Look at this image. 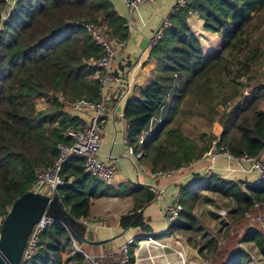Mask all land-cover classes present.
Listing matches in <instances>:
<instances>
[{
  "label": "trees",
  "instance_id": "16d2710c",
  "mask_svg": "<svg viewBox=\"0 0 264 264\" xmlns=\"http://www.w3.org/2000/svg\"><path fill=\"white\" fill-rule=\"evenodd\" d=\"M4 1L0 0V13L6 8ZM189 1L176 12L172 27L151 50L150 57L157 60L155 75L124 107L131 143L141 147L137 149L143 151L142 157L154 171L178 169L208 148L169 126L196 87L225 73L231 91L224 103L238 101L221 114L209 140L220 137V144L236 157L264 152V82H257L261 71L264 73V0ZM191 14L204 20L206 30L221 34L219 50L205 53L188 23ZM83 22L105 27L111 38L126 39L129 34L128 21L112 0H18L0 28V214L8 216L13 204L30 192L38 169L52 167L60 144L70 142L64 135L66 128L83 126L79 117L62 109L58 95L69 100L97 101L101 97L103 71L86 63L101 55V47ZM175 81L178 85L169 97ZM51 95L52 107L39 110L36 100ZM163 106L162 122L140 145L139 135ZM60 175L72 183L56 189L57 203L77 225L78 219L89 216L92 199L99 196H137L146 190L145 197L136 199V208L154 196L142 185L126 184L117 191L94 179L78 156L67 160ZM203 191L231 202L224 243H216L211 236L206 240L208 248L213 243L215 246L212 264H250L251 251L245 244H253L264 260V229L257 218L264 213V182L255 185L218 174L205 177L195 173L183 187L185 209L168 234L195 228L198 218L194 207ZM122 225L144 227V221L135 213L123 216ZM71 234L61 220L54 219L40 234L38 253L23 264H62L64 251L72 253L76 264H89L84 254L74 251ZM203 249L201 245L198 248L202 253ZM131 254L135 264L133 247Z\"/></svg>",
  "mask_w": 264,
  "mask_h": 264
},
{
  "label": "crops",
  "instance_id": "0c3cea01",
  "mask_svg": "<svg viewBox=\"0 0 264 264\" xmlns=\"http://www.w3.org/2000/svg\"><path fill=\"white\" fill-rule=\"evenodd\" d=\"M112 1L115 9L128 19V7L122 0ZM174 2L175 0H159L139 6L131 23L128 24L127 47L116 60V69L121 79L118 82H110L105 89L101 156L107 161L115 160L118 166L115 179L109 185L117 191H122L126 184L142 185L154 193L153 199L138 208L135 207L136 199L141 200L145 197L146 190L140 191L137 196L124 193L116 196L102 195L92 199L90 214L86 217L87 224L81 223L82 231H80L87 249L80 247L88 253H98L101 249L110 251L119 248L134 237L152 235L172 246L166 251L170 254L164 256L163 250L144 244L145 251L143 253H141L143 249L138 251L135 264H167L169 257L174 258V264H183L176 250L181 251L186 257V259L182 257L185 264H202V255L206 250L202 253L198 250L200 245L194 246V244L203 237V242L206 241L211 234L207 232L209 224L204 222L206 218L196 210H198L197 206L202 205V201H206L208 192H212L203 191L195 203L194 213L198 222L192 230H180L168 234L170 224L164 219L166 205L173 202L177 194L183 193V187L193 179L195 173L204 174L205 177L218 174L226 179L242 180L247 183H253L258 176L247 163L225 156L216 158L210 164L211 167L201 164L196 168L166 170L171 171V174L164 175L166 171H154L150 163L142 157L143 151L137 149L141 148L137 144H134L137 154L128 155V146L124 143L126 118L122 117L121 113L124 112L126 101L138 95L141 88L155 75L157 60L150 57L152 48L148 45L149 38L160 26ZM188 23L199 38L205 53L221 48V34L206 30L204 20L199 15L191 14ZM79 118L85 126L86 118ZM225 200L229 201L226 198ZM135 213L142 216L144 227L123 226L122 217ZM73 247L75 251V245ZM158 257L162 259L158 260ZM74 262L64 259L62 264H74Z\"/></svg>",
  "mask_w": 264,
  "mask_h": 264
},
{
  "label": "built area",
  "instance_id": "2783aa9c",
  "mask_svg": "<svg viewBox=\"0 0 264 264\" xmlns=\"http://www.w3.org/2000/svg\"><path fill=\"white\" fill-rule=\"evenodd\" d=\"M157 1L159 0H122V2L128 7V24L131 23L132 17L135 15L140 5L145 3H155ZM4 2L6 7L11 10L15 7L18 0H5ZM189 2V0H175L172 8L168 10L160 26L150 36L148 44L150 48L156 46L158 42L164 38L166 31L173 25V16L182 7L189 4ZM83 26L93 40L101 47V55L99 57H92L86 61L89 67L99 68L103 71L100 86L101 97L97 101L88 98L69 100L61 94L58 95V100L63 104V108L68 110L73 116L86 118V124L85 126L69 125L66 128L64 135L66 138L70 139V142L60 144V154L52 167L49 169H38L36 172V179L31 191L37 194L46 195L51 199L55 196L56 189L60 185H69L72 183V179L65 181L60 174L63 165L73 156H78L84 159V169L87 174L94 179L107 184H111L114 181L118 168L115 160L107 161L101 156L103 131L102 118L105 109V89L110 82H118L121 79L116 69V60L121 52L127 47L128 39L108 37L105 34V27L95 24L94 22H83ZM175 85H178L177 81H175L172 90L175 88ZM164 109L165 106L160 109L159 114L151 117L148 128L138 137L140 145L145 143L146 138L153 134L154 128L157 124L162 122V111ZM121 115L126 118L124 112H122ZM125 126L126 134L124 137V143L128 146V155H136V148L134 144L131 143L130 122L127 118ZM222 156L228 157L229 159H238L250 165L251 169L255 170L258 174L253 184L258 185L264 182V155L251 156L249 154H244L240 157H236L227 147L220 144V137L213 139L208 145V148L200 156L193 158L187 165L182 166L177 170L196 168L201 164H207L208 167L216 158ZM163 174L170 175L171 171H166ZM256 206L260 207L261 204L257 203ZM262 207L264 208V204ZM184 209L185 205L182 200V194L179 193L176 195L173 202L166 205L164 213L165 221L171 226L179 219ZM219 215L226 217L228 215L227 209H221ZM6 218V215L0 214V237ZM258 220L262 222V227L264 229V213L259 214ZM53 221L54 218L44 216L41 221L33 227L22 256L21 264L30 261L38 253L40 234L42 230ZM78 221L87 224L86 218H80ZM139 237L141 238L139 239ZM71 239L73 246L75 245V251L84 254L89 264H132L131 249L132 246L136 245V242V246L138 247L134 251L135 257L138 256V251L140 252L143 249V243L163 250L162 253L164 256L170 254L166 253V251L172 248L169 243L163 242L152 235H146L144 237H134L117 249L110 251L101 249L98 253H88L80 247L73 234H71ZM176 253L178 256H181L182 262L185 264V260L182 258L184 257L183 253L179 250H176ZM184 258L186 259V257ZM168 259L169 261L167 264H174V258L169 257ZM211 260V258L205 259L202 257V264H210L212 262Z\"/></svg>",
  "mask_w": 264,
  "mask_h": 264
},
{
  "label": "rangeland",
  "instance_id": "374dc122",
  "mask_svg": "<svg viewBox=\"0 0 264 264\" xmlns=\"http://www.w3.org/2000/svg\"><path fill=\"white\" fill-rule=\"evenodd\" d=\"M11 11L12 9L9 10V8L6 7L0 13V28H3L4 22L8 19ZM220 42L223 44L222 37L220 39ZM230 66H232V64ZM228 79V73H225L217 75L212 78V81H209L206 84H202L196 87L186 97L184 103L182 104L180 113L175 117L174 121L169 126V128H178L184 135L188 136L189 138H192V140L194 139L195 142H197L199 145L208 146L210 142L215 139L213 138L212 140H209L211 138V131L214 125L216 124L217 120L220 118L221 114L226 111V109H230L238 101V99H228L227 102L224 103L225 98L231 91V85L228 83ZM257 82H264L263 71H261ZM173 90L169 94V97L172 93H174ZM36 105L39 110H47L51 108L53 105V96L51 95V97L49 98H40L36 100ZM62 109L66 111L65 108L62 107ZM205 200L206 201H202V205L197 206L198 210L196 211L202 213L201 215L206 218L203 219L204 222H207L209 224L207 232L211 234V238H214L216 243L218 241H222V243H224L226 234L225 229L226 226L229 225V220L231 219L228 216L221 217L219 215V211L223 208H230L231 202L225 200V198L221 197L218 194L209 192ZM44 210L46 212V215L51 216L52 218H65V214L57 206L44 205ZM220 217L222 218L221 220ZM251 217L253 218L254 216ZM252 222H256L255 217ZM79 230L82 231V228H79ZM28 235L29 234H27V236ZM203 238L199 239L200 242L199 240H196L194 246H203V252L206 250L204 255L207 256L208 259H210L215 253V246L213 243L212 246H209L208 248L207 241L203 242ZM77 243H80V246L83 249H87L80 238H78ZM135 244L137 245V242ZM136 245H134L133 247L134 251L138 247ZM244 246L251 251L252 261L250 262V264H264L263 257L258 253V249L253 244H245ZM71 256L72 253L64 251V259L66 261L71 260L74 262V259ZM160 259H162V257H158V260ZM210 264H212V262Z\"/></svg>",
  "mask_w": 264,
  "mask_h": 264
},
{
  "label": "water",
  "instance_id": "95a60500",
  "mask_svg": "<svg viewBox=\"0 0 264 264\" xmlns=\"http://www.w3.org/2000/svg\"><path fill=\"white\" fill-rule=\"evenodd\" d=\"M44 205H54L62 210L57 203L56 195L51 199L31 190L24 198L13 204L1 230L0 264H21L33 227L44 216L51 217L46 215ZM62 212L65 214V218L58 220H61L67 226L77 240L80 238L84 241L79 230L81 222L78 221L79 225L76 226L72 218L63 210ZM27 234L29 235L27 236Z\"/></svg>",
  "mask_w": 264,
  "mask_h": 264
},
{
  "label": "bare ground",
  "instance_id": "6f19581e",
  "mask_svg": "<svg viewBox=\"0 0 264 264\" xmlns=\"http://www.w3.org/2000/svg\"><path fill=\"white\" fill-rule=\"evenodd\" d=\"M143 244H146V243H143ZM143 244H142V245H143ZM144 251H145V249H144V250H142V251H141V253H142V252H144ZM168 260H169V259H168Z\"/></svg>",
  "mask_w": 264,
  "mask_h": 264
}]
</instances>
